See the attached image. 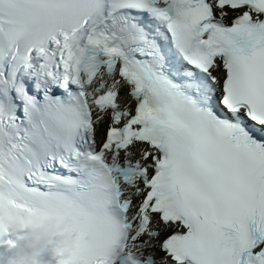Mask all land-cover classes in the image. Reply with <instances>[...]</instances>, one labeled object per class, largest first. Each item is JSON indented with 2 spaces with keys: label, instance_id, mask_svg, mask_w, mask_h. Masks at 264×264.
<instances>
[{
  "label": "snow or ice",
  "instance_id": "obj_1",
  "mask_svg": "<svg viewBox=\"0 0 264 264\" xmlns=\"http://www.w3.org/2000/svg\"><path fill=\"white\" fill-rule=\"evenodd\" d=\"M5 197L61 264H264V0H0Z\"/></svg>",
  "mask_w": 264,
  "mask_h": 264
},
{
  "label": "clouds",
  "instance_id": "obj_2",
  "mask_svg": "<svg viewBox=\"0 0 264 264\" xmlns=\"http://www.w3.org/2000/svg\"><path fill=\"white\" fill-rule=\"evenodd\" d=\"M0 230L14 237V246L0 251V264H61L78 243L74 219L53 209L22 216L10 209L8 197L0 199Z\"/></svg>",
  "mask_w": 264,
  "mask_h": 264
}]
</instances>
